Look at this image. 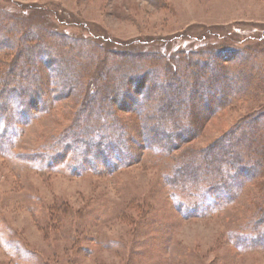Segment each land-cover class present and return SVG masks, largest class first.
<instances>
[{
  "label": "rangeland",
  "instance_id": "rangeland-1",
  "mask_svg": "<svg viewBox=\"0 0 264 264\" xmlns=\"http://www.w3.org/2000/svg\"><path fill=\"white\" fill-rule=\"evenodd\" d=\"M263 208L264 0H0V264H264Z\"/></svg>",
  "mask_w": 264,
  "mask_h": 264
},
{
  "label": "trees",
  "instance_id": "trees-1",
  "mask_svg": "<svg viewBox=\"0 0 264 264\" xmlns=\"http://www.w3.org/2000/svg\"><path fill=\"white\" fill-rule=\"evenodd\" d=\"M38 50V48L37 47H35V51H37ZM24 72V71H23ZM121 72V74H122V76L124 77V81H120V80H115V81H112V82H114V84H122V83H125V85H127V86H129V84H133L134 83V81H135V75H136V77H139V75H137L136 73L137 72H133V70H132V68H130L129 70H124L123 72L122 71H120ZM146 72V71H145ZM139 73V72H138ZM26 74H28V71L26 72ZM30 74H32V73H30ZM20 75H23V74H20ZM20 75H16V76H20ZM146 75V74H145ZM15 75H13L12 76V79H13V77H14ZM15 76V77H16ZM144 76V75H143ZM140 77H142V76H140ZM20 78L22 79V80H26V78L24 77V76H20ZM145 78V77H144ZM144 78H142V79H144ZM8 80V81H6L5 82V84H4V88H6L7 87V85L8 84H10V83H12V82H14L13 80ZM197 79H198V77H197ZM133 81V82H132ZM28 81L26 80V82H24V83H27ZM197 82H199V81H197ZM206 82H201V83H198V88H196L197 90H194L193 89V91H190L188 94H187V96L189 97V100H191V102H193L194 103V106H193V108L195 107L196 109L197 108H199V104H200V102L202 101V100H206V98H207V96L205 95V89L208 87V85H206V86H204V84H205ZM201 84V85H200ZM140 85V84H139ZM139 85H138V87H139ZM143 86L144 85H142L141 86V88H143ZM169 86H172L170 83H169ZM118 88H119V86H118ZM122 88V87H121ZM124 88H125V90H124ZM128 88V87H127ZM209 89H211L210 87H208ZM207 88V89H208ZM38 89V88H37ZM122 90H124V91H126V90H128V89H126V86H124L123 87V89H121L120 90V92H122ZM123 91V92H124ZM210 91V90H209ZM37 92H39V90H37ZM116 92H118V93H120L119 91H115V93ZM171 93H172V90H171ZM200 93V94H199ZM122 94V93H121ZM196 94H197V96H196ZM20 96H22V95H24V97H26V101L27 100H29V98H30V94H28V93H22V94H19ZM116 95H117V93H116ZM174 99H179V96H177V97H174ZM24 101V100H23ZM135 102H138L137 100L135 101ZM177 102H179V101H177ZM198 110V109H197ZM2 112L5 114L6 113V110H5V108H2ZM160 137L159 136H157L156 138H154V140H153V142H154V144H158L159 145V143H160V139H159ZM78 141V140H77ZM88 144H90V143H88ZM94 147L95 148H93V151H92V149L91 150H89V151H91L92 152V155H93V158L95 159V163H96V159H98V160H100V161H102L103 163H105V164H109V158H108V156H109V154H111V153H117V157H116V163L118 162V161H120L122 158L124 159V156L122 155V153H121V149H119L114 143H111V141L110 142H102V141H98V142H95L94 144ZM106 150V151H105ZM231 149H227V150H225V152L223 153V151H222V153H223V156L222 157H225V159L229 156L230 157V154H232L231 152ZM233 155H234V158H233V156L232 157H230L232 160H234L235 161V163H238V165H237V168H238V166L239 167H241L239 170H240V172L242 171V170H248L249 169V167L248 168H246L245 166H243V165H239L242 161H241V159H240V157L237 155V156H235V154L233 153ZM239 157V159H237ZM224 159V160H225ZM222 161V160H221ZM84 162H86V160L84 159ZM113 163V162H112ZM225 164H227V165H229V167L232 165V163H229L228 161H226V163ZM213 170H216V171H218L217 169H213ZM237 170V169H236ZM249 171L251 172V170L249 169ZM190 174H192V175H189L190 177H188L189 179H191V180H194V182H196V179H198V178H196V175L197 174H194L193 173V171H190ZM239 174H241V173H239ZM237 178V176L235 175V176H231V180H233V179H236ZM230 180V181H231ZM230 184H232V183H230ZM229 183H226V182H223L222 183V185H221V187H220V185L219 186H217V187H209L207 190H208V192H214V197H213V199H214V202H212V207L214 206V205H217V206H219L220 205V201L224 198H222V197H220V195H231L232 194V192H234V188L232 187V188H230L232 185H230ZM264 210V208L262 209V211ZM262 218L264 219V211H263V213H262ZM264 234V233H263Z\"/></svg>",
  "mask_w": 264,
  "mask_h": 264
}]
</instances>
